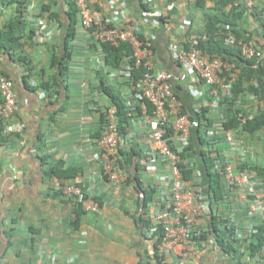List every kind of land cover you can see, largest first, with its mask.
<instances>
[{
    "label": "built area",
    "instance_id": "obj_1",
    "mask_svg": "<svg viewBox=\"0 0 264 264\" xmlns=\"http://www.w3.org/2000/svg\"><path fill=\"white\" fill-rule=\"evenodd\" d=\"M42 1H29L24 5L23 18L28 29L41 30L39 11ZM73 1L78 14L77 34H81L79 39L76 36L72 40L73 46L81 43L89 50L86 57L89 69L100 74L104 85L123 99L130 122L121 132L117 106L101 89V79L91 84L82 76L79 81L86 93V113L78 118V125L91 123L97 118L100 127L89 138L88 154L81 157L86 169L80 168L79 173L65 180L59 189L74 206L79 204L86 212L99 213L102 205L96 197L102 196L105 189H135L127 183L129 169L120 164L125 159L123 152L132 146L139 152L134 162L140 164V173L143 171L147 175V178L140 176L142 184L155 189L146 208L152 227L143 228L148 237L157 226L162 228L161 239L156 245L159 260L155 264H172L164 255L176 245H181L183 257L195 255L205 247L212 215L220 220L222 229H229L231 238L239 239L235 246L243 250V239L255 231L256 225L264 224V189L261 187L264 180L254 170L238 167L240 161L249 157L258 161L255 160V151L237 138L234 129L224 127L227 105L222 101L231 96L236 73L234 63L202 51L197 43L200 38L207 39V35L195 28L190 29L184 42L172 40L169 44V52L180 67L190 73L194 81L208 87L206 100L192 102L191 110L198 112L205 105L224 109L215 122L213 120L202 130L206 139L204 149L216 157L214 167L223 177L225 190L223 197L213 202L204 189L199 161L186 153L185 157L180 154L190 145L192 130L198 125V119L190 117V112L184 110L174 89V82L184 76L156 65L150 33L161 22L163 12L152 8L151 0H145L147 7L138 16L127 13L125 0H106L107 10L99 0ZM261 1L264 4V0ZM233 41L229 35L223 38L225 44ZM103 42L114 46L128 42L132 49L130 58L119 66H110L104 58ZM239 50L246 58L263 56L259 43L253 38L239 40ZM135 71H138L136 77L133 75ZM194 89L190 84L188 90ZM235 102L240 103V99ZM18 109L13 81L0 73L3 131L21 133L24 130V121L17 117ZM135 124L138 130H135ZM187 167L192 168V173L185 178L183 169ZM238 187L244 188V194L249 197L240 198L241 189H236ZM136 192L138 197L143 196L142 192ZM122 264L142 262L138 258Z\"/></svg>",
    "mask_w": 264,
    "mask_h": 264
},
{
    "label": "crops",
    "instance_id": "obj_2",
    "mask_svg": "<svg viewBox=\"0 0 264 264\" xmlns=\"http://www.w3.org/2000/svg\"><path fill=\"white\" fill-rule=\"evenodd\" d=\"M29 1L37 3L39 0ZM99 1L107 10L106 0ZM214 1L151 0V7L163 12L161 22L150 33L156 65L184 76L174 82V88L185 111L189 112H192V102L206 100L208 87L194 81L191 74L180 67L169 52V44L172 40L184 42L192 28L202 30L205 15L213 11ZM125 3L127 13L133 16L141 15L147 7L145 0H125ZM242 4L244 12L236 23L223 26L232 39V28L255 39L263 53L259 59L264 60V4L261 0H242ZM230 5L224 9L228 10ZM58 9L64 18L63 5L59 3ZM15 15L14 4L0 3V31L8 30ZM40 27V31L32 28L34 32L29 37L27 30L22 33L21 46L12 55L0 45V71L13 81L19 104L17 117L25 123L21 133L1 131L4 140L0 142V264H122L138 258L143 264H155L153 241L142 233L144 230L136 221L141 214L136 189H105L100 212L84 211L74 224V205L59 189L65 180L46 174L48 165L56 159H62L65 165L76 163L86 169L81 157L88 154L89 138L100 126L97 118L78 125V118L86 113V93L79 80L85 76L91 84H96L102 76L89 69L86 57L90 52L78 43L73 46V58L66 75L67 88L63 87L58 95L54 87L40 88L38 83L50 81L55 72L49 65V55L63 38V29L45 15L41 16ZM77 36L79 39L81 34ZM190 84L196 89L188 90ZM245 98V111L254 114L264 108V95ZM205 107L209 108V117L214 122L224 111L222 107ZM134 127L139 129L137 124ZM235 135L244 143L250 141L252 149L259 152L255 160L264 164V126ZM140 176L147 178L143 171ZM206 238H209L208 244L195 255L183 257L181 245H176L164 255L166 261L172 264H264L259 254L227 253L211 232ZM261 253L264 254V245Z\"/></svg>",
    "mask_w": 264,
    "mask_h": 264
},
{
    "label": "trees",
    "instance_id": "obj_3",
    "mask_svg": "<svg viewBox=\"0 0 264 264\" xmlns=\"http://www.w3.org/2000/svg\"><path fill=\"white\" fill-rule=\"evenodd\" d=\"M27 0H0L2 5L14 4L17 10V15L11 19V23L7 26L8 30L0 31V45L5 47L7 53L12 55L17 48L21 46L22 33L28 31V37L34 32L32 28L28 29L24 23L23 12L24 5ZM59 3L63 5L64 18H61V11L58 9ZM227 4H231L228 10L224 9ZM56 6V8H54ZM58 6V7H57ZM212 12L206 13L204 27L200 32L207 35V39H199L197 46L204 52L212 56H220L222 59L233 62L236 71L232 81L231 96L223 99V103L227 106L225 108L226 121L224 127H231L236 132L248 131L253 132L256 129L264 126V108L257 110L256 113L251 114L245 111V98L247 95L262 96L264 95V60L256 57L246 58L240 54L239 40L249 39L250 35L244 36L237 28H232L231 32L234 35V41L231 44H225L223 38L228 34L227 29L223 26L228 23L232 26L236 20L240 18L244 12V5L242 0H215ZM46 16L48 19L55 22V24L63 29V38L61 44L57 45L56 49L49 55V65L55 69L50 81H41L38 86L42 89L54 87L56 94L61 92V89L67 88L66 75L69 69L70 61L73 57V43L72 40L77 36L78 14L77 7L73 0H43L40 4L39 16ZM23 27V28H22ZM102 48L104 51V58L107 63L112 66H119L126 62L132 53L131 46L128 42H121L117 46L110 43L103 42ZM23 57V56H22ZM0 73L5 74L0 71ZM228 74V72H225ZM6 75V74H5ZM135 77L138 71L133 74ZM101 89L117 106L118 125L121 132L124 131L126 125L130 122V117L126 114L125 104L123 99L115 93L111 88L104 85L101 79ZM175 89V88H174ZM176 91V90H175ZM177 95L178 92H176ZM180 97V95H179ZM240 99V103H236V99ZM184 108V107H183ZM150 109V106H149ZM185 110V108H184ZM209 108L202 106L198 112H190V117L198 119V125L192 130L190 145L182 151L181 156H190L191 159L199 161L200 167L204 176V189L207 192L210 201L216 202L221 199L225 193L223 187V177L214 167L215 156L210 155L204 149L206 139L202 134V130L210 126L212 119L209 117ZM3 124L0 122V142H2ZM125 159L120 162L121 166L129 169V177L127 183L142 192L143 196L138 197V208L141 209V214L136 217L137 224L149 229L152 227V222L146 216V208L150 199L153 197L155 189L151 186H144L140 178L141 166L134 157L139 155L135 147H132L123 152ZM44 161V157H42ZM222 160V157H220ZM238 167L254 170L258 176L264 180V164L259 161H253L251 157L240 161ZM80 171V166L75 163H64L62 159H56L48 165L46 174L54 176L59 179L68 180L74 178ZM192 168L187 167L183 169V176L188 178L191 176ZM102 205V196L96 197ZM84 212L81 206H74L73 223L77 224L80 215ZM220 220L212 215L208 224L209 231L213 234L216 242L227 252L238 251L239 254L246 253L248 256L259 254L264 260V254L261 253L264 245V224L260 223L255 226V231L250 233L247 238L243 239V250L235 246L239 239L228 235L229 229H222L219 226ZM145 235V233L142 231ZM162 228L157 226L152 233L151 239L153 241L152 257L154 261L159 260L156 245L162 236ZM143 264V263H142Z\"/></svg>",
    "mask_w": 264,
    "mask_h": 264
},
{
    "label": "rangeland",
    "instance_id": "obj_4",
    "mask_svg": "<svg viewBox=\"0 0 264 264\" xmlns=\"http://www.w3.org/2000/svg\"><path fill=\"white\" fill-rule=\"evenodd\" d=\"M244 145L245 146H247V147H250V148H253L252 146H253V144L249 141L248 143H244ZM261 150H262V147H261ZM255 154H259V152L258 151H256L255 152ZM259 160V159H258ZM261 187H262V189H264V183H262L261 184ZM236 189H241L240 191H241V194H242V198H248L249 196H246L244 193H245V190H244V188H241V187H238V188H236ZM243 189V190H242ZM230 253H231V251H230Z\"/></svg>",
    "mask_w": 264,
    "mask_h": 264
}]
</instances>
